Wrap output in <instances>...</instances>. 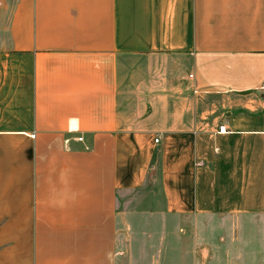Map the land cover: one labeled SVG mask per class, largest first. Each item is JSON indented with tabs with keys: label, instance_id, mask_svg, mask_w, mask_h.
<instances>
[{
	"label": "crops",
	"instance_id": "crops-1",
	"mask_svg": "<svg viewBox=\"0 0 264 264\" xmlns=\"http://www.w3.org/2000/svg\"><path fill=\"white\" fill-rule=\"evenodd\" d=\"M263 84L264 0H0V264H264Z\"/></svg>",
	"mask_w": 264,
	"mask_h": 264
},
{
	"label": "rangeland",
	"instance_id": "rangeland-1",
	"mask_svg": "<svg viewBox=\"0 0 264 264\" xmlns=\"http://www.w3.org/2000/svg\"><path fill=\"white\" fill-rule=\"evenodd\" d=\"M149 194H150V191H148L147 187L132 192L130 195L131 203H129L130 204L129 207L131 208V205H132L133 209L138 208L142 203H144L145 200L149 199ZM121 207H122L121 209H126L125 208L126 204L123 202Z\"/></svg>",
	"mask_w": 264,
	"mask_h": 264
},
{
	"label": "built area",
	"instance_id": "built-area-1",
	"mask_svg": "<svg viewBox=\"0 0 264 264\" xmlns=\"http://www.w3.org/2000/svg\"><path fill=\"white\" fill-rule=\"evenodd\" d=\"M262 88L264 89V84H263ZM218 131L219 132H224L225 131V126L224 125H220L218 127ZM155 141H158V138H156Z\"/></svg>",
	"mask_w": 264,
	"mask_h": 264
}]
</instances>
